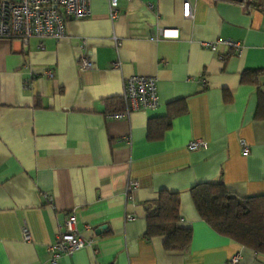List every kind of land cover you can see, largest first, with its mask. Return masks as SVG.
I'll use <instances>...</instances> for the list:
<instances>
[{
	"label": "crops",
	"instance_id": "0c3cea01",
	"mask_svg": "<svg viewBox=\"0 0 264 264\" xmlns=\"http://www.w3.org/2000/svg\"><path fill=\"white\" fill-rule=\"evenodd\" d=\"M183 1L117 0L110 19L108 1L91 0L59 41L0 39V264H49L48 245L70 212L90 244L56 264H230L235 253L237 264H264L216 234L189 192L220 180L239 197L264 195V8L187 0L185 17ZM219 38L242 52L201 44ZM85 53L94 66L83 71ZM133 75L155 77L157 106L110 117L106 100ZM194 140L205 146L189 149ZM129 181L136 188L127 192ZM160 190L178 194V225L192 231L184 252L144 236L147 203Z\"/></svg>",
	"mask_w": 264,
	"mask_h": 264
},
{
	"label": "built area",
	"instance_id": "2783aa9c",
	"mask_svg": "<svg viewBox=\"0 0 264 264\" xmlns=\"http://www.w3.org/2000/svg\"><path fill=\"white\" fill-rule=\"evenodd\" d=\"M109 5L110 19L116 18L117 0H107ZM91 0H0V39H19L23 44L27 43L30 37H37L39 40L52 38L61 40L66 34V22L69 19L80 20L89 14ZM247 7V3H243ZM151 7V5H148ZM183 16L191 15V6L187 0L182 3ZM158 35L169 37L167 30L160 29ZM117 46L119 43L114 41ZM85 43L83 42V45ZM203 46L211 51H216L218 45L226 46L234 54H240L243 45L237 40L215 39L204 41ZM42 45L41 43L39 44ZM77 65L80 70L93 68V56L85 53L79 56ZM115 67L117 63L113 64ZM51 76L49 70L45 71ZM125 108L122 111L111 113L112 118L120 119L126 117L131 111H147L158 104L156 92V79L153 76L133 75L125 80L124 89L121 95ZM239 145L243 155L248 154V145L240 140ZM205 146V142L194 140L188 144L191 150ZM136 188L135 181H129L127 192ZM23 239L29 240L28 231L22 229ZM90 243L80 237L76 229V217L73 212L66 215L55 241L48 245L50 254L49 264H56L61 256H68L75 251L84 248ZM239 254L235 253L230 258V264H237Z\"/></svg>",
	"mask_w": 264,
	"mask_h": 264
},
{
	"label": "trees",
	"instance_id": "16d2710c",
	"mask_svg": "<svg viewBox=\"0 0 264 264\" xmlns=\"http://www.w3.org/2000/svg\"><path fill=\"white\" fill-rule=\"evenodd\" d=\"M231 1L247 3V8H264V0ZM257 72L247 71L246 74L254 76ZM262 100L264 96L261 97V102ZM106 101L107 111L110 113L125 108L122 97H113ZM182 111L184 108L180 107L174 110L173 114ZM257 115L264 117V112L259 111ZM159 121L162 122L159 129L161 131L164 121ZM189 192L199 217L216 234L232 240L258 256H264V195L239 197L228 191L220 180L196 184ZM145 210L146 239L161 237L163 248L167 251L187 250L191 243L192 231L178 225L179 197L176 192L160 190L157 197L147 203Z\"/></svg>",
	"mask_w": 264,
	"mask_h": 264
},
{
	"label": "water",
	"instance_id": "95a60500",
	"mask_svg": "<svg viewBox=\"0 0 264 264\" xmlns=\"http://www.w3.org/2000/svg\"><path fill=\"white\" fill-rule=\"evenodd\" d=\"M238 1H241V0H238Z\"/></svg>",
	"mask_w": 264,
	"mask_h": 264
}]
</instances>
